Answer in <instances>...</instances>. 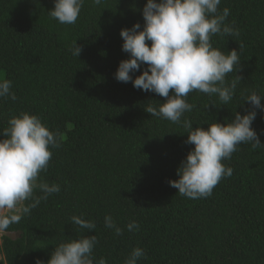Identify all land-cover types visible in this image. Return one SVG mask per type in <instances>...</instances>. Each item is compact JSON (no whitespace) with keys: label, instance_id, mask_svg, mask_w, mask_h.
<instances>
[{"label":"trees","instance_id":"16d2710c","mask_svg":"<svg viewBox=\"0 0 264 264\" xmlns=\"http://www.w3.org/2000/svg\"><path fill=\"white\" fill-rule=\"evenodd\" d=\"M146 3L85 0L76 23L67 25L49 16L54 0H0V79L10 80L16 95L0 99V132L10 117L27 112L61 134L37 180L61 190L4 231L0 264H47L61 242L90 235L98 239L95 258L107 264H124L137 247L146 253L137 264H264V147L241 143L222 161L232 176L222 178L211 196H181L169 181L179 179L177 169L194 145L186 143L181 125L145 111L166 98L115 78L120 62L130 58L121 29L139 22L142 30ZM226 7L225 24L239 36L217 34L211 42L226 55L237 49L240 68L225 79H242L227 105L216 95L189 93L194 108L182 119L193 128L230 122L236 112L252 110L245 101L251 92L264 95V0H221L218 12ZM75 41L79 57L70 51ZM256 111L252 127L264 144V111ZM73 215L96 228L74 225ZM106 215L122 235L105 227ZM133 220L139 230L129 232Z\"/></svg>","mask_w":264,"mask_h":264},{"label":"clouds","instance_id":"9594fccd","mask_svg":"<svg viewBox=\"0 0 264 264\" xmlns=\"http://www.w3.org/2000/svg\"><path fill=\"white\" fill-rule=\"evenodd\" d=\"M84 3L85 0H54V8L48 13L59 23L72 25L76 23ZM92 3L100 5L102 0H92ZM220 3L221 0H147L143 8L142 30L137 22L120 32L122 50L130 58L120 62L115 78L166 98L158 107L148 104L145 111L181 125L187 133L186 143L194 145L177 169L179 179L169 181L181 196L190 199L211 196L222 178L232 176L233 168L226 167L222 161L230 160L241 143L251 145L254 150L264 147L252 127L256 109L264 111L261 102L264 95L255 91L245 99L250 102L252 110H246L245 115L236 112L230 122L226 118L225 123L215 121L207 128H193L190 119H182L184 113L194 108L187 102L189 93L199 91L209 96L216 95L223 105H227L242 79L239 75L230 82L225 79L228 73L233 72L234 66L239 65L240 68L237 49L226 55L214 48L211 42V37L217 34L239 36L237 29L225 24L230 10L226 7L222 13L218 12ZM70 51L79 57L82 48L75 41ZM142 65L147 67L133 78ZM11 84L8 79H0V99H16L15 93L10 91ZM7 125L0 132L4 136L0 139V232L11 224L19 223L23 214H29L42 200L61 190L56 183H37L39 173L47 168L52 158L50 147H60L61 134L50 130L38 116L27 112L10 117ZM36 188L43 195L34 196ZM30 199L33 202L24 205L23 202ZM70 219L82 229L96 228L95 222L82 216L73 215ZM104 224L117 236L123 234L124 229L111 215L105 216ZM126 227L129 232L139 230L135 220ZM97 244L95 235L61 242L47 264H107L105 258H95L93 253ZM145 256V251L137 247L124 264H137V260ZM37 264L43 262L38 260Z\"/></svg>","mask_w":264,"mask_h":264},{"label":"rangeland","instance_id":"374dc122","mask_svg":"<svg viewBox=\"0 0 264 264\" xmlns=\"http://www.w3.org/2000/svg\"><path fill=\"white\" fill-rule=\"evenodd\" d=\"M4 235H6L4 231L0 232V238L3 237ZM11 236L16 237V235H11Z\"/></svg>","mask_w":264,"mask_h":264}]
</instances>
